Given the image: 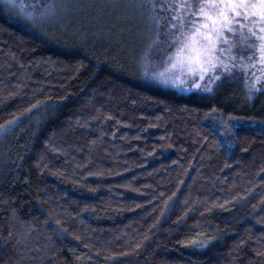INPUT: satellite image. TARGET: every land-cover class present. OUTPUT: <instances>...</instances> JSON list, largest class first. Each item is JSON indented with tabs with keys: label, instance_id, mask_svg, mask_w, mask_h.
<instances>
[{
	"label": "trees",
	"instance_id": "obj_1",
	"mask_svg": "<svg viewBox=\"0 0 264 264\" xmlns=\"http://www.w3.org/2000/svg\"><path fill=\"white\" fill-rule=\"evenodd\" d=\"M85 1L33 27L0 0V264H264V107L145 85ZM214 106L248 115L231 147Z\"/></svg>",
	"mask_w": 264,
	"mask_h": 264
},
{
	"label": "snow or ice",
	"instance_id": "obj_2",
	"mask_svg": "<svg viewBox=\"0 0 264 264\" xmlns=\"http://www.w3.org/2000/svg\"><path fill=\"white\" fill-rule=\"evenodd\" d=\"M2 2L6 11L15 10L33 27L67 7L57 0L39 5L24 0ZM89 6L100 13L119 11L147 18L145 76L166 86L210 93L240 72L249 100L264 94V0H100ZM154 49L163 54L153 57ZM36 107L26 112L31 114ZM235 119L228 117L222 129L225 134L234 129ZM19 122L20 117L14 116L0 125V135L13 132ZM198 246L206 247L207 241Z\"/></svg>",
	"mask_w": 264,
	"mask_h": 264
},
{
	"label": "rangeland",
	"instance_id": "obj_3",
	"mask_svg": "<svg viewBox=\"0 0 264 264\" xmlns=\"http://www.w3.org/2000/svg\"><path fill=\"white\" fill-rule=\"evenodd\" d=\"M100 0H88L85 1L82 4L81 10H85L88 9L89 11H95L98 12L97 9L90 7L89 5H92L94 3H99ZM80 7L78 9L75 10L79 11ZM105 12H108L107 10ZM117 15L119 17H122L123 20H130V25L132 26V28L134 30H129L131 31L130 33L127 34V36L125 37V41L126 42H131V41H137L138 44H141V49L138 51V53L133 52L132 57L136 58L137 57V61L135 62V74L136 78L141 79L142 81H144L145 85L157 88V89H161L163 91H168V92H174V93H179L181 95L184 96H196L199 95V93H202L203 91H198L195 89L192 90H188L187 88L181 87V88H177V87H171V86H166L162 83H159L157 80L151 78L150 76H145L144 72H143V61H142V57L144 54V51L149 43V33L147 31V27L149 25L147 18L144 16H139L133 13H129L128 16H125L122 12H111V15ZM74 17V18H73ZM71 19H69V17L67 18L68 20H64L63 18H60L58 20V23L62 26L69 23L71 21H75L76 20V15H74ZM139 52L141 54H139ZM161 52V51H160ZM163 53L161 52V54L156 57L154 56L153 53V57L155 58H159ZM243 54H247V52L245 51ZM138 67H140L138 69ZM226 93H231V95H233V97L237 100H239L240 103H250V102H256L258 101V103H260L262 105V107H264V94H257L256 97H254L252 100H249L246 96V91L244 88V77L243 74L240 72H237L234 78H228L226 79L219 87L214 88V95L216 94V96H220V95H224ZM257 103V104H258ZM215 110L213 113L214 114V118H215V126L217 127V129L220 131V133L222 134V139L223 142L225 143L226 146L229 147V145L232 146L233 144V139L231 138L230 134L232 133V131L239 127L241 125V123H243V120H247L248 115L243 114V113H217V107L214 106ZM235 117V121H234V129L230 132H228L227 134H225L224 131H222V129L225 128V122L228 120V117ZM249 124L252 125H257V126H261L264 127V114L261 116H256L255 114L249 116ZM253 117V118H251Z\"/></svg>",
	"mask_w": 264,
	"mask_h": 264
}]
</instances>
